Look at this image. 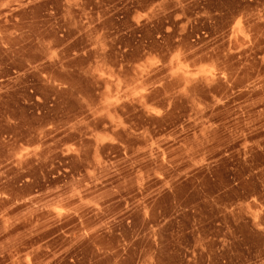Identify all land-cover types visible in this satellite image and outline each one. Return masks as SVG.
<instances>
[{"label":"rangeland","instance_id":"1","mask_svg":"<svg viewBox=\"0 0 264 264\" xmlns=\"http://www.w3.org/2000/svg\"><path fill=\"white\" fill-rule=\"evenodd\" d=\"M264 257V0H0V264Z\"/></svg>","mask_w":264,"mask_h":264},{"label":"built area","instance_id":"2","mask_svg":"<svg viewBox=\"0 0 264 264\" xmlns=\"http://www.w3.org/2000/svg\"><path fill=\"white\" fill-rule=\"evenodd\" d=\"M240 264H264V257H262L260 259H255L253 261L240 263Z\"/></svg>","mask_w":264,"mask_h":264}]
</instances>
